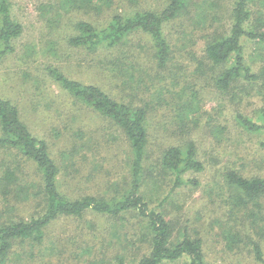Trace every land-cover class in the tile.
<instances>
[{"label": "rangeland", "instance_id": "obj_1", "mask_svg": "<svg viewBox=\"0 0 264 264\" xmlns=\"http://www.w3.org/2000/svg\"><path fill=\"white\" fill-rule=\"evenodd\" d=\"M169 1L93 0L91 7L82 8L68 0H8L10 15L22 25V33L8 49L0 38V96L17 105L33 134L47 142L61 170L60 189L70 199L96 195L112 201L118 193L121 197L132 180L133 154L122 129L74 98L49 69L100 85L137 105L148 104L146 124L156 143L146 162L155 175L142 185L149 205L166 215L176 236L184 227L192 237L200 236L210 263L262 264L253 244L260 243L264 253V194L246 195L227 174L264 177V128L250 131L238 120L243 114L264 125V77L253 88L240 84L222 90L216 81L220 69L204 52L207 36L229 28L234 0L191 1L189 9L203 14L211 10L218 21L210 15L205 25L188 18L165 23L172 50L165 67L156 65L152 37L139 32L124 37L125 48L117 44L90 49L71 43L81 21L101 30L115 15L128 19L157 12ZM251 10L252 26L264 20V0ZM1 30L0 14V35ZM246 51L254 72H264V47L247 44ZM129 52L130 60L124 58ZM117 54L128 62L124 68L114 61ZM140 65L143 71H135ZM185 109L190 119L184 118ZM191 141L204 168L189 170L183 178L198 184L174 186L173 174L153 166L168 146L186 148ZM20 162L25 161L18 154L0 150V223L29 219L46 208L42 197L35 196L41 172L27 163L22 171ZM9 167L21 178L19 184L6 177ZM156 175L160 178L152 179ZM136 220L134 214L113 218L90 211L60 215L45 228L42 241L14 239L0 264H119L118 258L133 264L147 246L146 240L139 241L145 232ZM173 264H187V259Z\"/></svg>", "mask_w": 264, "mask_h": 264}, {"label": "trees", "instance_id": "obj_2", "mask_svg": "<svg viewBox=\"0 0 264 264\" xmlns=\"http://www.w3.org/2000/svg\"><path fill=\"white\" fill-rule=\"evenodd\" d=\"M191 1L170 0L168 5L157 12L136 13L128 19L115 15L109 24L101 30L97 29L92 22L81 21L78 23L79 32L72 37L71 43L77 46H88L90 49H95L101 45L116 47L117 44L125 48L126 44L122 43L125 40L124 37L129 33L139 32L152 37L155 48L153 57L156 59V65L165 67L172 51L170 41L164 33L165 23L175 19H181L183 22L185 18H188L192 23L203 22L205 25L210 15L214 21H218L217 16L212 14L211 10L207 9L208 12L203 14V12H194V10L189 9ZM68 2L84 8L91 7L93 0H68ZM257 2L258 0H234L231 15H229V28L226 30L223 27L222 30L206 37L205 58L213 66L219 67L220 74L216 81L222 90L240 84L243 87L246 84L253 88L259 84L257 81L264 77V72L260 71L261 73L258 74L254 72L245 54L247 44L264 47V28H261L264 26L261 23L264 20L260 19L258 24L251 25L253 16L251 6ZM0 14L2 16L0 38L4 41L5 48L8 49L11 40L22 33V25L12 19L8 0H0ZM260 23L262 25H259ZM128 54L130 55L123 56L130 60L132 53L129 52ZM123 56L120 57L117 54L114 61L121 63L124 68L128 62L123 59ZM135 71H143V68L140 65V68H135ZM49 72L74 98L110 119L122 129L130 144L129 150L133 154L132 180L124 188L122 196L117 198L118 193L112 201L96 195H84L74 199L67 198L60 189V167L51 156L47 142L33 134L21 116L17 105L0 96V150L18 154L24 159V163L34 164L36 170L41 172L40 191L36 192L35 196H41L46 206L42 214L32 216L29 219L20 217L10 222L0 223V256L2 258L6 256L14 239L35 238L42 241L45 236V228L58 216H76L90 211L113 218L134 214V218L140 220L139 225L142 227L140 229L141 231L144 230L145 233L142 234L139 241L146 240L147 246L146 252L133 264H173L181 259H187V264H212L206 259L203 239L200 236L192 237L186 227L181 229L180 236H176L173 225L166 215L160 210L152 208L144 191H142V185H148L147 179L151 175H155V172L150 170L151 167H146L148 166L146 162L150 157V149L156 144L152 141L150 128L147 126L148 104L140 106L126 101L112 90H106L95 83H86L69 78L57 68H50ZM131 77L133 79L134 74H131ZM138 80L143 82L142 78ZM147 85L145 83V88ZM117 91L119 92V88ZM185 113L184 118L190 119L187 109H185ZM261 115L264 118V111ZM180 118L182 124L186 123L181 115ZM238 120L250 131H258L264 128V125L243 114L238 115ZM24 163L20 162L18 165L22 171L26 168ZM159 167L164 174H173L174 186H179L180 183L187 182L198 184L196 180H186L183 178V174L189 170H202L204 164L198 158L196 143L191 141L186 148L179 145L168 146L162 154L160 162L153 166L157 170ZM6 177L9 180L16 179L15 182L18 184L21 179L17 176L15 169H10V167L6 171ZM159 178V175H156V178L152 179ZM227 178L252 198L264 194V177L248 179L236 171H230ZM152 182L154 186L157 185V180ZM30 195L32 196V194ZM26 196L25 194L24 197ZM253 246L256 259L264 264L261 244L255 242ZM118 262L119 264H127L124 258H118Z\"/></svg>", "mask_w": 264, "mask_h": 264}]
</instances>
